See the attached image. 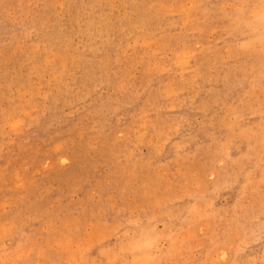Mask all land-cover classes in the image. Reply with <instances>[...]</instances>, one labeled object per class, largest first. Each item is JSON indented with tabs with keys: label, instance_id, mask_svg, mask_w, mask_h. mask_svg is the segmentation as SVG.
Here are the masks:
<instances>
[{
	"label": "rangeland",
	"instance_id": "obj_1",
	"mask_svg": "<svg viewBox=\"0 0 264 264\" xmlns=\"http://www.w3.org/2000/svg\"><path fill=\"white\" fill-rule=\"evenodd\" d=\"M0 264H264V0H0Z\"/></svg>",
	"mask_w": 264,
	"mask_h": 264
}]
</instances>
